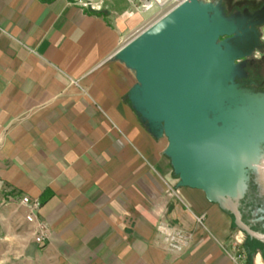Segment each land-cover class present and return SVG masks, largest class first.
Instances as JSON below:
<instances>
[{
    "label": "crops",
    "instance_id": "crops-1",
    "mask_svg": "<svg viewBox=\"0 0 264 264\" xmlns=\"http://www.w3.org/2000/svg\"><path fill=\"white\" fill-rule=\"evenodd\" d=\"M90 1L100 8L0 0V264H237L228 250L234 233L245 242L247 233L204 190L177 185L167 137H155L130 101L134 71L113 58L163 4ZM263 2L223 3L232 13ZM23 195L41 200L44 243ZM160 219L194 232L184 252L157 242ZM247 256L264 264L261 248Z\"/></svg>",
    "mask_w": 264,
    "mask_h": 264
},
{
    "label": "water",
    "instance_id": "water-1",
    "mask_svg": "<svg viewBox=\"0 0 264 264\" xmlns=\"http://www.w3.org/2000/svg\"><path fill=\"white\" fill-rule=\"evenodd\" d=\"M223 2L183 0L113 58L134 71L130 101L155 137H167L177 185L204 190L248 236L264 241L240 208L264 155V89L239 80L263 48L264 2L232 13Z\"/></svg>",
    "mask_w": 264,
    "mask_h": 264
},
{
    "label": "built area",
    "instance_id": "built-area-1",
    "mask_svg": "<svg viewBox=\"0 0 264 264\" xmlns=\"http://www.w3.org/2000/svg\"><path fill=\"white\" fill-rule=\"evenodd\" d=\"M132 1V0H130ZM181 0H174L173 2H179ZM183 1V0H182ZM83 6L91 8H100V5L93 3L92 1L79 0ZM164 0H139L137 8L143 11L153 9L158 4H165ZM176 3V4H177ZM77 82V81H75ZM170 194L177 195L176 188L170 186ZM21 202L27 206L28 212L26 214V220L36 224L35 227V240L37 243H44L49 237L48 225L38 219V211L41 207V200L31 197L29 195H23ZM196 223L201 228H207L206 225V212H200L194 214ZM157 242L167 251L173 253L184 252L194 241V232L188 231L167 219H160L156 224ZM245 235L244 233L237 231L233 235V242L231 248L228 250L229 256L237 264H247V252L244 247Z\"/></svg>",
    "mask_w": 264,
    "mask_h": 264
},
{
    "label": "flooded vegetation",
    "instance_id": "flooded-vegetation-1",
    "mask_svg": "<svg viewBox=\"0 0 264 264\" xmlns=\"http://www.w3.org/2000/svg\"><path fill=\"white\" fill-rule=\"evenodd\" d=\"M247 76L240 78L241 81H256L264 89V52L260 56H254L252 61H248L245 67ZM252 86V85H251ZM261 184L256 174H252L247 193L240 203L243 217L254 227L264 230V202L262 198Z\"/></svg>",
    "mask_w": 264,
    "mask_h": 264
},
{
    "label": "rangeland",
    "instance_id": "rangeland-1",
    "mask_svg": "<svg viewBox=\"0 0 264 264\" xmlns=\"http://www.w3.org/2000/svg\"><path fill=\"white\" fill-rule=\"evenodd\" d=\"M173 1L174 0H164V2H166V3L164 5H162V10L159 13L155 14L149 20V22L142 29H140V31H138L135 35H137L139 32H141L143 29H145L147 26H149L152 22H154L159 17H161L165 12H167L168 10H170V9L174 8L176 5H178L177 2H173ZM262 28L264 30V25H263ZM135 35H133L132 37H134ZM262 41H264V36L262 38ZM256 54L258 56H260V52H257ZM252 174H256L257 179H258L259 183L261 184V189H262V192H261V194H262L261 202H264V155L262 156L261 159H259V161H258V168H257V170H254V172H252ZM243 220L247 222V220L244 217H243Z\"/></svg>",
    "mask_w": 264,
    "mask_h": 264
},
{
    "label": "trees",
    "instance_id": "trees-1",
    "mask_svg": "<svg viewBox=\"0 0 264 264\" xmlns=\"http://www.w3.org/2000/svg\"><path fill=\"white\" fill-rule=\"evenodd\" d=\"M245 248L248 255L253 254L257 248H261L264 254V242L255 237L248 236L245 242Z\"/></svg>",
    "mask_w": 264,
    "mask_h": 264
},
{
    "label": "bare ground",
    "instance_id": "bare-ground-1",
    "mask_svg": "<svg viewBox=\"0 0 264 264\" xmlns=\"http://www.w3.org/2000/svg\"><path fill=\"white\" fill-rule=\"evenodd\" d=\"M181 2H182V0L178 2V5H179ZM176 6H177V5H176Z\"/></svg>",
    "mask_w": 264,
    "mask_h": 264
}]
</instances>
